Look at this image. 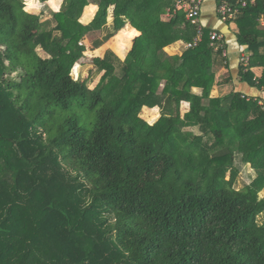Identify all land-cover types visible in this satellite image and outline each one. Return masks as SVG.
Here are the masks:
<instances>
[{
	"label": "trees",
	"instance_id": "obj_1",
	"mask_svg": "<svg viewBox=\"0 0 264 264\" xmlns=\"http://www.w3.org/2000/svg\"><path fill=\"white\" fill-rule=\"evenodd\" d=\"M27 2L0 0V264H264V101L211 96L225 39L203 28L169 56L198 35L173 0H64L45 21ZM261 19L264 0L233 22L250 55L240 80L263 91ZM127 27L140 35L125 62L93 58V89L73 77L88 35L99 49ZM145 107L161 110L152 126ZM238 155L259 174L239 190Z\"/></svg>",
	"mask_w": 264,
	"mask_h": 264
},
{
	"label": "crops",
	"instance_id": "obj_2",
	"mask_svg": "<svg viewBox=\"0 0 264 264\" xmlns=\"http://www.w3.org/2000/svg\"><path fill=\"white\" fill-rule=\"evenodd\" d=\"M32 1H33L32 2L33 5L37 8L38 4H40L39 0H32ZM52 1L59 2L58 10H55L51 7L50 3ZM63 1L64 0H50L45 4L46 6H49L52 12L57 13L60 11ZM218 7H219L218 0H205L202 16L200 19L203 28L221 33L224 36L225 44L227 45L229 67L227 68L225 65H220L216 67V85L212 91L211 96L214 98H218L229 95L232 92H240L248 97H261V99L264 101V90L260 91L258 88L250 85L248 82H242L240 80L239 72L242 63V58L244 56L250 57L248 53V47L239 45L238 36H237L239 32L238 25L233 21L231 22L232 26L231 24L223 22L218 16ZM97 12H98V6L95 4H90L88 7L85 8L81 22L85 25L90 24L94 19V17L96 16ZM109 22L110 23L112 22L111 15L109 17ZM260 24H261L260 26L261 29H264V19H261ZM139 35H140L139 32H137L136 30L130 27H127L118 36L112 38L109 42H107L104 46H102L99 49H94L92 47V43L86 39L85 44L88 48L87 53H96L95 56L91 55L93 58L95 57L104 58L107 51H112L121 60H123L132 49L134 39L137 38ZM88 43L90 44V46L88 45ZM184 49H185V43L183 41H179L166 48L165 52L169 56H178V55L180 56L182 55ZM87 53H86V57L89 56ZM89 60H90L89 58L82 60L80 67L81 68L82 66L86 67L87 65L88 68L87 70L94 69L93 64L91 65L88 64ZM252 72L255 78L260 79L263 75L264 69L261 66H257L252 69ZM229 76L232 77V82L229 84L224 83V80L226 78H229ZM84 77L85 76H83L82 78L83 80ZM97 84L98 83H94L93 88H95ZM194 92L198 93L200 92V90L195 88ZM186 104L189 106L188 103ZM144 109L160 110L158 107L153 109L145 107ZM235 165L238 170V176L236 180V188L238 190L242 189L246 185H249L259 176L258 172L252 167L251 164H244L241 161L240 155H238L237 158L235 159ZM259 196L260 199H264V188L260 192ZM259 221H264V214L259 216Z\"/></svg>",
	"mask_w": 264,
	"mask_h": 264
},
{
	"label": "built area",
	"instance_id": "obj_3",
	"mask_svg": "<svg viewBox=\"0 0 264 264\" xmlns=\"http://www.w3.org/2000/svg\"><path fill=\"white\" fill-rule=\"evenodd\" d=\"M257 1L262 0H236V4L224 3L218 7V16L223 22L233 21L241 13L242 9L248 7L249 4H256ZM175 12L185 13L187 21L192 25H195L198 29V35L195 38L194 42L188 43L185 45L186 49L196 47L203 37V26L201 25L200 19L203 12L204 0H173ZM210 39L212 41V46L224 39V36L217 31H212L210 33ZM226 55V53H225ZM242 61L245 65L249 62V57L244 56ZM260 105H264L263 102H260Z\"/></svg>",
	"mask_w": 264,
	"mask_h": 264
},
{
	"label": "rangeland",
	"instance_id": "obj_4",
	"mask_svg": "<svg viewBox=\"0 0 264 264\" xmlns=\"http://www.w3.org/2000/svg\"><path fill=\"white\" fill-rule=\"evenodd\" d=\"M26 1V5L28 4V2H27V0H25ZM38 3V2H37ZM35 7V6H34ZM29 7L28 6H26V8H25V10L28 12V13H30V14H37V15H40V14H43V20L45 21V20H49V19H52V11H51V9L49 8V6H46V4L45 3H40V4H38V6H37V8L35 7V9H33V10H29L28 9ZM231 26H232V24H231ZM235 31V30H234ZM101 38V34L100 33H94V34H90V35H88L87 36V40L89 41V42H93L94 40H96V39H100ZM86 41V40H85ZM88 45L90 46V44L88 43ZM114 53V52H113ZM89 56L87 57V58H89L90 60H89V62H88V64H93L92 63V56L91 55H94L95 56V54L96 53H87ZM115 54V53H114ZM117 56V55H116ZM90 57H92V58H90ZM118 57V56H117ZM127 57H128V55L123 59V60H121L119 57V59L122 61V62H125L126 60H127ZM81 63L82 62H79L78 64H77V66H76V68H75V70H73V73H72V75H73V77L74 78H77V79H79V78H83V76H85L84 77V81H85V83L87 84V86H89V88L90 89H93V86H94V83H98V81H100V78H101V75L100 74H98L97 73V71H96V68H94V69H91V70H87L88 68H87V65H86V67H83L82 66V68L80 67V65H81ZM189 109H190V107L186 104V103H182V105H181V115H182V117L189 111ZM161 110H157V109H155V110H148V109H144L143 108V110L141 111V113H140V118L142 119V121H144V122H146L148 125H150V126H152V125H154L155 123H157V121L160 119V117H161V112H160ZM79 113H78V115H83V116H85V114H86V111H78ZM70 114H73V111L71 112V113H69L68 115H70ZM91 118H89V120L88 121H85L84 119H83V121H82V125L83 126H88V127H90L88 124H89V122H91V121H93V118H94V116L93 115H91L90 116ZM191 130H193L196 134H200V131H199V129H191ZM206 140L207 141H209V144H212L213 142H210V139H209V137H206ZM229 141V139L227 138V142ZM230 178V175H227L226 176V179L228 180ZM58 255L56 256V257H54L53 258V261H56L57 259H58Z\"/></svg>",
	"mask_w": 264,
	"mask_h": 264
}]
</instances>
